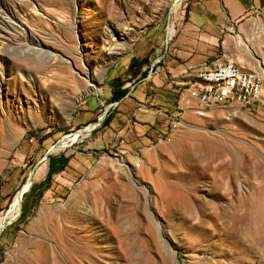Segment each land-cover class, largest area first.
Here are the masks:
<instances>
[{"label":"rangeland","instance_id":"obj_1","mask_svg":"<svg viewBox=\"0 0 264 264\" xmlns=\"http://www.w3.org/2000/svg\"><path fill=\"white\" fill-rule=\"evenodd\" d=\"M184 1L0 0V216L41 154L87 126H74L85 122L80 109L100 116L111 69ZM256 22L231 35L227 52L264 82ZM41 49L50 61L40 69ZM84 69L101 75L99 93L71 105ZM182 107L160 140L96 153L60 199L27 209L28 188L3 230L0 264H264V105ZM100 130L55 153L85 149Z\"/></svg>","mask_w":264,"mask_h":264},{"label":"crops","instance_id":"obj_2","mask_svg":"<svg viewBox=\"0 0 264 264\" xmlns=\"http://www.w3.org/2000/svg\"><path fill=\"white\" fill-rule=\"evenodd\" d=\"M255 20H264V0H185L170 25L147 29L134 49L109 72L105 94L109 109L97 126L101 128L98 136L85 149L73 154L53 153L39 161L44 152L31 165L27 209L38 199L57 200L68 194L94 155L104 148L138 146L165 137L164 119L179 117L183 104L192 102L185 94L179 99L177 85L194 78L195 69L204 64L234 63L227 52L231 35L241 28H250ZM199 85L206 86L200 80ZM120 91L124 95L111 100L112 94ZM80 112L85 122L76 121L74 126L93 124L98 118L94 109L88 114L86 105ZM93 131L89 135H94ZM4 228L0 231V259L7 244Z\"/></svg>","mask_w":264,"mask_h":264},{"label":"built area","instance_id":"obj_3","mask_svg":"<svg viewBox=\"0 0 264 264\" xmlns=\"http://www.w3.org/2000/svg\"><path fill=\"white\" fill-rule=\"evenodd\" d=\"M199 79H208V86H199ZM177 88L179 99L185 94L187 100L194 102L201 110L230 108L234 105L240 108L264 105V82L259 74L241 70L227 72L226 65L207 76L186 78ZM178 121L179 117L164 119L167 133L177 128Z\"/></svg>","mask_w":264,"mask_h":264},{"label":"bare ground","instance_id":"obj_4","mask_svg":"<svg viewBox=\"0 0 264 264\" xmlns=\"http://www.w3.org/2000/svg\"><path fill=\"white\" fill-rule=\"evenodd\" d=\"M173 6L175 7L176 3H175V5L173 4ZM169 33H170V27L168 29V34ZM101 45H106V42L105 43L101 42ZM92 50H93V46H92ZM98 51L100 52L101 49L98 50ZM39 54H40V57L38 58V61H36L37 62L36 65H37L38 68L41 69L43 66H46L45 62L47 63V61L48 62L50 61V53H48L47 51L41 49L40 52H37V55H39ZM80 55H81V58H83L81 53H80ZM36 62H33V64L36 63ZM59 62H61V60H59ZM87 65H88V62H87V59H86L84 61V66H87ZM224 65H226V71L227 72H234L235 70L250 71V70L242 68L239 65V63L238 64H234V63H231V62H226V63H218V62H216V63H207V64H204V65H202L200 67H197L195 69V75H197V76L210 75V74H212L213 71H216V70H219L221 68H224ZM251 71H253V70L251 69ZM83 72H84L83 75H84V78H85L86 87H85V89H84V91L82 93H79V95L77 94L78 96L76 95L75 100L72 101L70 99L69 104H71V105H73L75 102H78L82 97L87 96L88 94H91V93L98 94L99 93V90H98L97 86H95V82L96 81H100L101 75L99 76V74H97L98 79L96 80L94 74L90 73L89 70L84 69ZM199 80L201 82H203L206 86H208V79H199ZM69 111H71V109ZM85 136H87V133H84L83 135H80V136H78V134H76V133H73V134H71V136L63 137L62 139L59 140V143L57 145H55V147L54 146H52V147H54L53 149H55V151L57 152L59 150H62L65 147L69 146L70 144L74 143L78 138H82V137H85ZM69 147H71V145ZM119 165L122 166L123 163L119 162ZM29 185H30V182H26L24 184V186L21 188V190H19V194H16L14 199H13V201L10 203L8 210L6 212H3L4 213V214L2 213L3 215L1 214L2 216H0V227L2 226L3 223L9 224V223L13 222L19 216L21 200H22V197L25 194V192H27V190L29 188Z\"/></svg>","mask_w":264,"mask_h":264},{"label":"water","instance_id":"obj_5","mask_svg":"<svg viewBox=\"0 0 264 264\" xmlns=\"http://www.w3.org/2000/svg\"><path fill=\"white\" fill-rule=\"evenodd\" d=\"M166 39H167V31L165 32V43H166ZM109 109V105H106L103 107V110H102V114L100 117H98L95 121V123L93 124H89L87 126H85L83 129H80V130H77L75 133L78 134V136L80 135H83L84 133H87V135H89V133L91 131H93L97 126H99L102 122V120L104 119L105 117V114L107 112V110ZM71 135V134H70ZM69 136V135H68ZM59 143V139L53 144V146L55 147V145H57ZM54 147L52 148H48L45 153L42 155L41 160L47 158L49 155L55 153V149H53ZM32 171H33V168L29 171L28 175H27V178H26V182H30V179H31V175H32ZM17 194H19V191L16 192ZM20 196V195H19ZM21 208V207H20ZM10 224V223H9ZM7 223H3L2 226L0 227V231L6 227L7 225H9Z\"/></svg>","mask_w":264,"mask_h":264},{"label":"trees","instance_id":"obj_6","mask_svg":"<svg viewBox=\"0 0 264 264\" xmlns=\"http://www.w3.org/2000/svg\"><path fill=\"white\" fill-rule=\"evenodd\" d=\"M124 91H120L118 94H112V96H111V100H117L118 98H121L123 95H124ZM106 123V120L103 122V125Z\"/></svg>","mask_w":264,"mask_h":264}]
</instances>
